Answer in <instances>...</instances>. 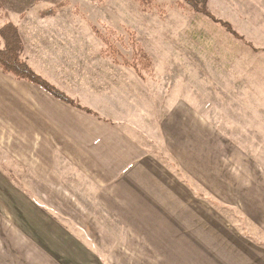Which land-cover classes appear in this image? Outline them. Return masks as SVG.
Segmentation results:
<instances>
[{"label":"rangeland","instance_id":"374dc122","mask_svg":"<svg viewBox=\"0 0 264 264\" xmlns=\"http://www.w3.org/2000/svg\"><path fill=\"white\" fill-rule=\"evenodd\" d=\"M176 3L153 0L144 10L140 0H0V27L16 24L24 42L23 58L83 106L128 108L129 115L134 108L129 134L146 156L174 167L161 140L149 134L153 129L148 132L150 122L158 132L159 126L158 119L146 120L147 111L158 118V101L195 98L213 103L215 98L235 97L238 81H243L239 74H264V0H208L217 19L229 22L260 51L209 17ZM48 9L56 13L44 17L42 12ZM133 42L153 61L150 71H142L143 79L125 65L133 60ZM147 97L156 108L142 106ZM203 109L219 124L222 108ZM79 112L0 71V238L8 226L29 221L34 227L31 220L49 214L68 222L65 227L72 233L98 234L97 243L116 245L114 235L120 229L97 201L87 168L55 157L54 149L67 151L61 142L68 136L59 122H83ZM222 211L238 216L232 210ZM253 227L246 224L245 231L264 239V231ZM108 234L113 240L107 239Z\"/></svg>","mask_w":264,"mask_h":264},{"label":"crops","instance_id":"0c3cea01","mask_svg":"<svg viewBox=\"0 0 264 264\" xmlns=\"http://www.w3.org/2000/svg\"><path fill=\"white\" fill-rule=\"evenodd\" d=\"M242 75L235 97L158 101V118L147 111L159 126L150 122L148 132L174 167L146 156L129 134L134 108L133 116L128 108H90L104 120L76 109L83 122H59L67 151L54 149L55 157L87 168L97 201L120 229L116 245L46 214L30 221L34 227L4 228L0 264H264V239L245 231L246 224L264 231V74ZM142 106L156 108L149 97ZM203 108H222L219 124Z\"/></svg>","mask_w":264,"mask_h":264},{"label":"trees","instance_id":"16d2710c","mask_svg":"<svg viewBox=\"0 0 264 264\" xmlns=\"http://www.w3.org/2000/svg\"><path fill=\"white\" fill-rule=\"evenodd\" d=\"M153 0H140V4L144 7V10L151 8ZM176 5L178 8L189 7L192 11L196 13H201L215 23L219 24L224 28L229 34L234 38L246 42L243 36H241L233 26L226 21L217 19L208 8V0H203L202 3L196 0H177ZM54 9H48L42 12L44 17L53 16L55 14ZM100 36V35H99ZM102 38V41L107 42L108 40ZM255 51H260V49L254 47L252 44L247 43ZM133 49V60L125 61V65L133 68L138 75L143 79L144 75L142 71H150L153 67V61L151 57L146 53L142 46L138 42L132 43ZM24 42L20 34L19 27L12 23L7 22L0 27V71L8 76L13 77L17 81H25L30 83L41 90L45 91L47 94L52 96L54 99L65 103L66 105L78 109L87 114L99 117V115L92 109L83 106L80 101L73 98L65 91L58 88L55 84L51 83L41 74H39L24 58ZM176 172L181 173L179 168L176 167Z\"/></svg>","mask_w":264,"mask_h":264}]
</instances>
